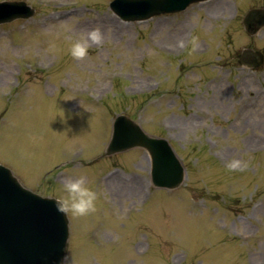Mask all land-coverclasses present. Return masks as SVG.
Segmentation results:
<instances>
[{
  "label": "rangeland",
  "instance_id": "obj_1",
  "mask_svg": "<svg viewBox=\"0 0 264 264\" xmlns=\"http://www.w3.org/2000/svg\"><path fill=\"white\" fill-rule=\"evenodd\" d=\"M6 1L34 14L0 24V164L42 196L81 176L97 193L93 212L66 213L64 264H264V60L236 59L264 54V27L250 41L239 22L264 0L142 22L111 0ZM93 30L102 40L74 59ZM119 114L169 142L180 187H153L142 148L102 157Z\"/></svg>",
  "mask_w": 264,
  "mask_h": 264
},
{
  "label": "water",
  "instance_id": "obj_2",
  "mask_svg": "<svg viewBox=\"0 0 264 264\" xmlns=\"http://www.w3.org/2000/svg\"><path fill=\"white\" fill-rule=\"evenodd\" d=\"M197 1L202 0H114L110 7L122 19L137 20L183 10ZM31 14L32 10L23 2L0 3V23ZM244 23L250 34L254 33L264 25V10H251ZM256 55L245 52L240 62L257 66L261 56ZM132 147H142L150 154L154 186L168 189L179 186L184 169L168 143L149 137L134 121L118 116L106 153ZM56 202L22 189L10 172L0 167V264H63L67 220L64 213L56 210Z\"/></svg>",
  "mask_w": 264,
  "mask_h": 264
},
{
  "label": "clouds",
  "instance_id": "obj_3",
  "mask_svg": "<svg viewBox=\"0 0 264 264\" xmlns=\"http://www.w3.org/2000/svg\"><path fill=\"white\" fill-rule=\"evenodd\" d=\"M102 35L99 30H93L81 35L70 47L69 54L76 60H82L88 55L89 41L100 43ZM235 165H232L234 167ZM64 195L56 202V210L60 213L71 212L74 216H85L95 210L97 193L90 188L84 177L68 178L63 184Z\"/></svg>",
  "mask_w": 264,
  "mask_h": 264
},
{
  "label": "bare ground",
  "instance_id": "obj_4",
  "mask_svg": "<svg viewBox=\"0 0 264 264\" xmlns=\"http://www.w3.org/2000/svg\"><path fill=\"white\" fill-rule=\"evenodd\" d=\"M213 1H214V0L209 1V2H207V3H212ZM213 3H214V2H213ZM111 25H112L113 29H114V28H115V29L118 28L117 25H116V23H111ZM113 29H112V30H113ZM113 33H116V32H113ZM118 181H119V180H117L116 178H114V176H113V178H110V179H109L110 184H114V183L116 184V182H118ZM110 184H109V185H110ZM135 189H136V188H135ZM132 190H134V188H131V189H130V191H132ZM136 192H137V189H136ZM134 195H135V194H134ZM141 197H142V195H141Z\"/></svg>",
  "mask_w": 264,
  "mask_h": 264
}]
</instances>
